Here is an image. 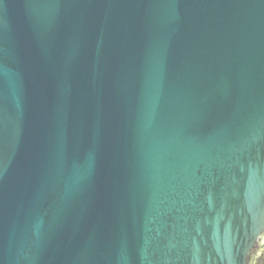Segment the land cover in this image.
<instances>
[{
	"label": "water",
	"instance_id": "water-1",
	"mask_svg": "<svg viewBox=\"0 0 264 264\" xmlns=\"http://www.w3.org/2000/svg\"><path fill=\"white\" fill-rule=\"evenodd\" d=\"M260 240L264 0H0V264Z\"/></svg>",
	"mask_w": 264,
	"mask_h": 264
},
{
	"label": "flooded vegetation",
	"instance_id": "flooded-vegetation-1",
	"mask_svg": "<svg viewBox=\"0 0 264 264\" xmlns=\"http://www.w3.org/2000/svg\"><path fill=\"white\" fill-rule=\"evenodd\" d=\"M261 244H263V246L259 252H254L251 254V251L253 250L251 249L248 258V260H250V264H264V242H261Z\"/></svg>",
	"mask_w": 264,
	"mask_h": 264
},
{
	"label": "rangeland",
	"instance_id": "rangeland-1",
	"mask_svg": "<svg viewBox=\"0 0 264 264\" xmlns=\"http://www.w3.org/2000/svg\"><path fill=\"white\" fill-rule=\"evenodd\" d=\"M262 246L263 244H261V240H260L258 246L251 251V254L254 252H259Z\"/></svg>",
	"mask_w": 264,
	"mask_h": 264
}]
</instances>
